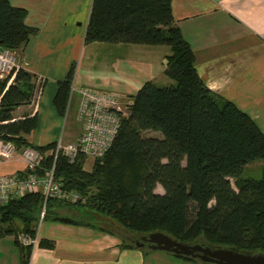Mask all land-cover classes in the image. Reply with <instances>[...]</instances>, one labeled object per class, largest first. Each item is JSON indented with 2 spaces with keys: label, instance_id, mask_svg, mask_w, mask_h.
Instances as JSON below:
<instances>
[{
  "label": "trees",
  "instance_id": "16d2710c",
  "mask_svg": "<svg viewBox=\"0 0 264 264\" xmlns=\"http://www.w3.org/2000/svg\"><path fill=\"white\" fill-rule=\"evenodd\" d=\"M26 17L25 9L0 0V51L13 52L17 62L38 33ZM92 43L169 47L163 75L173 84L143 83L130 97L111 148L86 171V156L69 163L59 153L54 162L57 142L34 146L28 141L38 127L36 115L12 117L15 109L31 104L43 82L22 68L14 70L9 85L10 75L0 81V139L18 152L37 150L43 159L35 174L43 177L54 165L55 181L84 200L47 199L43 221L106 232L124 239L122 248L133 249L139 237L159 232L183 244L264 253V133L199 77L195 55L175 25L172 0H92L84 44ZM74 71L71 65L57 82L53 105L61 117ZM149 131L160 138L146 136ZM254 161L262 162L261 177L242 178L244 167ZM157 186L162 195L155 193ZM43 204L40 191L0 204V239L13 238L21 264H28L33 247L20 244L18 237L36 238ZM104 220L114 231L100 227ZM37 246L51 249L53 243L41 239Z\"/></svg>",
  "mask_w": 264,
  "mask_h": 264
},
{
  "label": "crops",
  "instance_id": "0c3cea01",
  "mask_svg": "<svg viewBox=\"0 0 264 264\" xmlns=\"http://www.w3.org/2000/svg\"><path fill=\"white\" fill-rule=\"evenodd\" d=\"M8 1L25 9V23L38 29L17 64L43 84L37 99L12 112L14 120L36 115L38 127L28 136L34 146L59 140L60 121L66 120L70 108L78 121L76 94L64 117L53 105L57 82L77 57L75 86L113 91L125 106L143 83L164 76L167 46L84 44L92 0ZM172 10L175 25L195 55L199 77L209 90L247 113L264 133V0H172ZM81 133L82 129L79 134L70 129L66 143L76 142ZM22 171L19 159L0 164V175ZM36 237L52 242L53 248H33L28 264H152L142 248H122L119 237L85 226L41 221ZM0 264H21L11 236L0 239Z\"/></svg>",
  "mask_w": 264,
  "mask_h": 264
},
{
  "label": "built area",
  "instance_id": "2783aa9c",
  "mask_svg": "<svg viewBox=\"0 0 264 264\" xmlns=\"http://www.w3.org/2000/svg\"><path fill=\"white\" fill-rule=\"evenodd\" d=\"M17 55L9 50L0 51V81L10 75L9 85L19 67ZM15 70V71H14ZM12 73V74H11ZM42 83V80H38ZM41 88L38 89L34 100L38 98ZM78 96L77 120L82 125V133L76 143L63 144L61 139L56 144L54 162L58 154H63L74 163L78 155H84L93 160L99 159L109 151L117 135L120 119L126 114L119 105V96L114 92H102L89 87L77 88L74 77L70 85L66 112L69 110L74 95ZM65 112V113H66ZM19 159L28 174L20 178L18 175H0V204H5L11 197H19L27 192L40 191L44 197L43 208L39 215V223L43 221L45 203L47 199L59 198L69 203L84 202L82 197L74 192L61 188L54 179V165L43 177H38L35 171L42 161V155L35 149L26 147L19 152L11 142L0 139V164ZM20 244L33 248L38 245V238L31 239L19 235Z\"/></svg>",
  "mask_w": 264,
  "mask_h": 264
},
{
  "label": "water",
  "instance_id": "95a60500",
  "mask_svg": "<svg viewBox=\"0 0 264 264\" xmlns=\"http://www.w3.org/2000/svg\"><path fill=\"white\" fill-rule=\"evenodd\" d=\"M135 246L138 248L148 246L152 251L190 257L208 264H264V253L246 254L228 248L213 249L203 244L188 245L159 232L139 237L135 240Z\"/></svg>",
  "mask_w": 264,
  "mask_h": 264
},
{
  "label": "rangeland",
  "instance_id": "374dc122",
  "mask_svg": "<svg viewBox=\"0 0 264 264\" xmlns=\"http://www.w3.org/2000/svg\"><path fill=\"white\" fill-rule=\"evenodd\" d=\"M78 57L76 58V60L72 63V65L75 66V71H74V77H76L77 75V68H78ZM163 81H165V78L164 76H161L160 78L157 79L156 82L153 81V83H155V85L157 87H163V86H168L169 84H173V81H170L168 79V84L167 85H164ZM93 88L94 90H99L100 88L99 87H91ZM105 92H113V91H108L106 90ZM117 94V93H116ZM119 96V94H117ZM119 100H120V96H119ZM33 102V101H32ZM125 101H123V98L121 100V102L119 101V105L121 107V109L123 110V112L126 111V106L123 104ZM127 103V101H126ZM74 108H70L69 110V115L67 116L66 120L64 121V118H62L60 121L61 122V126H60V138H61V141L63 144H72V143H66L67 140H70L67 138V134L69 132V130L71 129L75 134H79L81 129H82V125L81 123H79L78 121H75L73 118H72V113L74 112ZM146 136L148 137H155V138H160V134L156 133V132H146L145 133ZM59 138V139H60ZM59 140H57L56 142H58ZM70 142H73V141H70ZM76 143V142H75ZM92 159L90 158H86V161L85 163L83 164V168L84 170L86 171H89L91 169V166H92ZM261 173H262V162L261 161H254L248 165H246L243 169V172H242V175L241 177L242 178H252V179H259L261 177ZM230 182L232 184V187L234 188V180L233 179H230ZM155 193L157 194H160L162 195L164 193L162 187L160 186H157V188L155 189ZM77 211V213H80L82 214L83 213V209L82 208H77L75 209ZM63 213L67 214V210L66 208L63 210ZM69 214V212H68ZM70 215V214H69ZM74 216H77V214H74ZM85 222H87L85 220ZM100 227L103 228V229H106V230H112L114 231L111 227H110V224L108 222H106L104 220V223L101 224L100 223ZM121 243H120V247H122V243L123 241H125L124 239H120ZM125 244H126V241H125ZM142 252H148V256H147V259L148 257H150L149 259L151 260L152 264H157L156 262H154V259H156L158 261V264H208V263H202L201 261H198L197 262H185L179 258H176L174 256H172L170 253L168 252H164V251H152L148 248V246H144V248H142L141 250ZM148 263V261L146 262Z\"/></svg>",
  "mask_w": 264,
  "mask_h": 264
}]
</instances>
